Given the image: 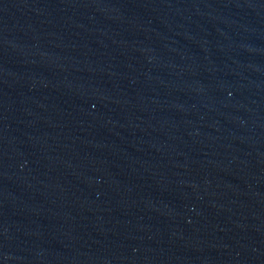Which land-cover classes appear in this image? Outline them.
Returning <instances> with one entry per match:
<instances>
[{
    "label": "water",
    "instance_id": "obj_1",
    "mask_svg": "<svg viewBox=\"0 0 264 264\" xmlns=\"http://www.w3.org/2000/svg\"><path fill=\"white\" fill-rule=\"evenodd\" d=\"M0 264H264V0H0Z\"/></svg>",
    "mask_w": 264,
    "mask_h": 264
}]
</instances>
